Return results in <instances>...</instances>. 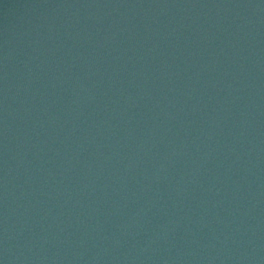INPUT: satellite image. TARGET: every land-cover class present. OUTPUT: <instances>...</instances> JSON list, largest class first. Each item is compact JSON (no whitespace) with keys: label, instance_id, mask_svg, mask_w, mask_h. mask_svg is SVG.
<instances>
[{"label":"water","instance_id":"obj_1","mask_svg":"<svg viewBox=\"0 0 264 264\" xmlns=\"http://www.w3.org/2000/svg\"><path fill=\"white\" fill-rule=\"evenodd\" d=\"M0 264H264V0H0Z\"/></svg>","mask_w":264,"mask_h":264}]
</instances>
